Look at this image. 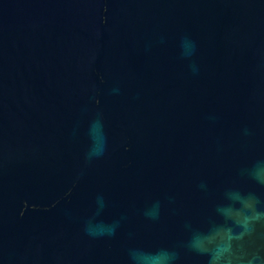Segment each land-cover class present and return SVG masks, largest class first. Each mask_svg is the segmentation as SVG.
Masks as SVG:
<instances>
[{"label":"water","instance_id":"obj_1","mask_svg":"<svg viewBox=\"0 0 264 264\" xmlns=\"http://www.w3.org/2000/svg\"><path fill=\"white\" fill-rule=\"evenodd\" d=\"M0 264H264V0H0Z\"/></svg>","mask_w":264,"mask_h":264},{"label":"clouds","instance_id":"obj_2","mask_svg":"<svg viewBox=\"0 0 264 264\" xmlns=\"http://www.w3.org/2000/svg\"><path fill=\"white\" fill-rule=\"evenodd\" d=\"M190 54V53H189ZM214 260L217 259L216 257L213 258Z\"/></svg>","mask_w":264,"mask_h":264}]
</instances>
